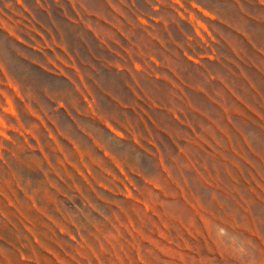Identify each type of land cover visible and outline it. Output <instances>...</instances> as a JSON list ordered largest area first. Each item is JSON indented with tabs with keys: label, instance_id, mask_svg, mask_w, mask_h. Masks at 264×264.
<instances>
[{
	"label": "rangeland",
	"instance_id": "374dc122",
	"mask_svg": "<svg viewBox=\"0 0 264 264\" xmlns=\"http://www.w3.org/2000/svg\"><path fill=\"white\" fill-rule=\"evenodd\" d=\"M229 1L0 0V264H264V0ZM151 57L180 73L173 141L147 123Z\"/></svg>",
	"mask_w": 264,
	"mask_h": 264
},
{
	"label": "crops",
	"instance_id": "0c3cea01",
	"mask_svg": "<svg viewBox=\"0 0 264 264\" xmlns=\"http://www.w3.org/2000/svg\"><path fill=\"white\" fill-rule=\"evenodd\" d=\"M98 4H95V6L91 9H87V12L91 13V15H97V13L99 11H108L111 14V11L109 10L108 7L105 6L104 3L100 4V0ZM225 6L227 7H232L235 9L234 4L232 3V1L230 0L229 2L225 3ZM111 7V6H110ZM112 10L113 7H111ZM241 9V7H240ZM115 11V10H114ZM237 11V10H236ZM236 11L234 13H236ZM242 12V11H241ZM264 14V8L262 9V12ZM120 17L121 14L120 12L117 13ZM238 17L240 15H237ZM250 20H255L254 17L249 16ZM238 18H235V16H228L227 20L224 22H222L228 29H230L231 31H233L234 35L232 36L233 39H239L241 42H243L245 45L251 46L253 50H258L257 52H262V50H260L259 48L255 47V44L258 43L259 41H255L252 37H254V30L253 29H257V27H262V26H257V23H253V25L251 26V30L249 31V29H247V27H245V25H242L241 27L239 26V23L237 22ZM239 19L243 20L244 18L239 17ZM259 19H257V22H261L258 21ZM107 24L111 27V29L117 34L118 33V37H121V29L119 26H116L114 24H112L111 22H107ZM93 34L98 37L100 36V34L96 33L95 31H93ZM225 39V43L227 45H229L230 47L233 46L232 40L224 38ZM158 45L160 48L158 51L160 53H162L163 55L167 56V53L169 52V49L167 51V47H163L162 49V43H160L158 41ZM161 45V46H160ZM255 48V49H254ZM181 49H183V45L181 47ZM183 51V50H182ZM115 57L121 59V53H114ZM151 59L153 60V62H155L154 65L151 64V69L155 70L157 73L158 71L161 73H165L167 74L166 77H162L160 75H155L154 76V80L157 83V85L155 86V89L152 92V95H149L150 93L147 92V90H142V87H140L141 91L144 92L145 98L149 101V108L151 110H154L157 112V115H159L161 118H155L154 116H151L149 114L146 113L147 115V122L149 125L154 126L156 129H159L160 131L164 132L169 139H171L172 141L175 139V125L178 126V124H176L174 117H175V112L173 111L172 106H173V101H174V84H173V79H174V75L176 72V75L179 76V72H177V70H175L174 66L169 65V63H161L159 61V58L156 57H151ZM179 61L176 60V64L179 66L177 69L180 68L181 71V76H179V80L181 81L182 84H186L185 86L192 88L195 93L199 94L201 100L203 101L205 108H213V109H217V104L218 102H216L210 95V92L208 90H206L204 87H195V86H190V84L187 82V80L185 79V77L187 78L188 75V69L186 67H184V64H186V66L189 65V62L186 61V59L183 57V54H181L179 56ZM109 69L111 67H114V70H112V72L118 76H121V67H115V65L113 64V66L111 64H108L107 66ZM134 68H136L135 64L133 65ZM140 69H145L142 68L141 66H139ZM137 69V68H136ZM178 73V74H177ZM185 75V77H184ZM209 81H218L221 82L224 87L227 89V91L229 93H233L232 89L222 80H220L219 78H216L215 76L210 74V79ZM119 90L117 93H114L113 91H107L104 90V92L107 94V99L108 101H110L113 105H115L118 109V114L116 116V114L112 115L109 114V120H112L114 124L118 125L119 128H121V94L123 93L126 96L125 92L121 93V82L117 83ZM165 88V91H164ZM152 91V90H151ZM150 91V92H151ZM155 92V93H154ZM127 97V96H126ZM126 97L124 99H126ZM128 98V97H127ZM182 99V98H181ZM129 102V101H128ZM152 103V105H151ZM122 107L126 108V109H133V107L130 105V103L127 104H123ZM171 107V108H170ZM203 116L205 115L203 112H200ZM164 116L167 118L164 119ZM206 116V115H205ZM93 120H97L99 122V119L97 117H91ZM100 123H103L102 120H100ZM104 124V123H103ZM93 141L95 142V139H93ZM150 144L154 147L155 144H153L152 142H150ZM106 151H104V155ZM156 155H154L155 157ZM163 161V160H162ZM162 170L166 172L164 166H163V162H162ZM161 171V170H160Z\"/></svg>",
	"mask_w": 264,
	"mask_h": 264
}]
</instances>
